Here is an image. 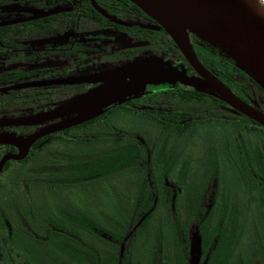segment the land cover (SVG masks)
Segmentation results:
<instances>
[{
    "label": "flooded vegetation",
    "instance_id": "af4514ba",
    "mask_svg": "<svg viewBox=\"0 0 264 264\" xmlns=\"http://www.w3.org/2000/svg\"><path fill=\"white\" fill-rule=\"evenodd\" d=\"M181 22L183 28H197ZM187 38L215 80L264 113V90L249 75L189 30ZM150 60L176 76L88 114L92 99L118 70ZM127 118L150 123L152 136L144 141L110 131L86 134L95 124L116 129ZM249 130L256 132V142L244 136ZM0 135L22 140L36 135L18 158L12 156L22 150L16 140H0V160L9 156L0 164V177L11 164L38 154L39 180L55 198L45 194L39 206L33 196L24 204L10 198L0 204V264H34L41 247L32 241L52 238L57 264H108L107 257L112 264H264V126L225 101L172 35L132 0H0ZM91 135L122 148L105 157L76 150L77 142H90ZM90 166L98 170L95 175L133 167L149 182L142 183L140 200L152 196L155 203L163 194L170 212L183 209L168 251L157 240L147 246L144 260L134 259L138 230L150 211L128 238L119 230L103 232L90 215V202L70 195L79 188L90 191ZM194 174L198 182L191 179ZM35 216L39 228L32 227ZM75 228L90 235V252L79 249L85 235ZM16 234L22 236L21 263L14 257ZM193 235L199 238L197 255L190 253ZM43 249L50 256V248Z\"/></svg>",
    "mask_w": 264,
    "mask_h": 264
},
{
    "label": "water",
    "instance_id": "95a60500",
    "mask_svg": "<svg viewBox=\"0 0 264 264\" xmlns=\"http://www.w3.org/2000/svg\"><path fill=\"white\" fill-rule=\"evenodd\" d=\"M147 14L156 19L174 38L194 68L210 82L217 93L229 104L264 126V113L246 104L226 86L215 80L199 63L187 38V30L216 45L228 54L235 64L264 90V8L259 0H132ZM197 25L186 29L181 20ZM176 71L150 60L118 70L105 88L94 98L90 115L102 107L137 93L148 85H158L172 80ZM92 99V97H91ZM99 100V101H97ZM54 129L48 128L47 131ZM36 135L25 140L0 135V140L15 141L22 148L13 157H21ZM9 156H4L2 161ZM143 217H140L139 221ZM131 232V231H130ZM128 236V233L127 235ZM199 238L193 235L190 253L198 254ZM122 246H120V253Z\"/></svg>",
    "mask_w": 264,
    "mask_h": 264
},
{
    "label": "rangeland",
    "instance_id": "374dc122",
    "mask_svg": "<svg viewBox=\"0 0 264 264\" xmlns=\"http://www.w3.org/2000/svg\"><path fill=\"white\" fill-rule=\"evenodd\" d=\"M212 45L216 46L214 44ZM217 48L218 50H220V52L229 56L219 47ZM92 100L94 101V99ZM94 104L95 102L90 103V109L94 107L93 106ZM81 127L76 129L78 133L82 132ZM99 128L100 127H98L95 124L86 130L87 132L86 134L89 135L90 131L92 132L95 131L92 134L94 133L100 134L110 131L111 133H114L121 137H125L127 135L128 139L130 140L131 139L133 140V137L136 136L146 141L150 136H152V131H154V128L150 123H146L143 125L137 119L136 120L132 119L131 121V118H127L126 123L122 124V126L116 129L100 128L101 130L103 129L101 131L99 130ZM92 136L93 135H91V137ZM244 136L250 139L251 142L252 141L256 142V138L258 137L255 131H250V130L249 133L248 134L245 133ZM110 140L111 139L109 138H105L103 136L98 135L97 139L96 138L94 139L92 137L90 142L87 143L77 142L75 147L76 150L81 149V150H89L91 152L95 151L98 157L111 156L118 153L119 150L122 148V145H120V143L118 142L116 143L114 140L111 141ZM130 140L127 141L129 142ZM156 143L159 144L158 139ZM46 161L48 162L47 158ZM41 164H43V161L41 156H39L38 154L29 157L27 161L21 163V165L11 164L9 168L5 170L3 175L0 177V204L6 202L8 198L14 201H18L21 204H24L25 202H28L29 199L28 197L33 196V200H35L36 206H39L38 201L42 200L41 196L45 194L48 195V193H45V187L42 186L43 184L39 180V176H40L39 170L40 167L42 166ZM23 168H25L26 170L30 169L31 171L28 170L27 175H24L23 172L20 171ZM88 172L89 171L81 172V173L74 172L73 178L78 177L80 179L81 177H84L83 175L88 174ZM97 173L98 170L95 168L92 169V166H90V191L85 193L84 189L79 188V190L77 191L74 190V192L70 193L72 198L77 199L80 203L90 202V207H93L92 210L90 209L91 210L90 215H92V217L94 218L93 221L99 224L98 226H101L103 232L108 233L119 230L120 232H123L125 235H127L128 233L127 238L132 233V231H134L138 219L140 217H144L145 214H147L150 211L149 214H147V216L143 220V222H141L142 226L138 230V234H137L138 236L136 240L137 251L134 255L135 256L134 259L139 258L141 260H144L145 259L144 253L148 249L147 246L157 240L162 241L167 246L166 251H168L170 246L171 229L173 228V225H175L178 222V219L183 217V209L179 208L177 210L178 213L170 212L167 207V202L164 201L162 197L163 194L158 195V198L155 203L152 200V196H148L149 197L148 204L145 208H143V206L145 205V198L139 200L140 197L138 196L140 195V192L138 193V191L141 189L142 183L144 184L145 187H147V183L149 182L146 180V178H144L143 175L141 176L139 172L137 173V171H135L133 167H126L121 172L110 173L108 175H100V174L95 175ZM63 175L68 176V174L65 173H63ZM191 179L197 182L199 180L196 174H194L191 177ZM157 180L161 181V177H158L156 181ZM23 181H25V186L27 185V188L23 186L22 184ZM81 185H84V183H81ZM143 193L145 194V192ZM48 196L50 197L47 198L48 200L54 201L55 198H51L50 194ZM137 215H140V217L136 220V222H133L137 218ZM124 219L126 221L125 225L123 223ZM41 225L42 224H40L39 218H36V220L33 221L32 227L39 228L41 227ZM75 231L83 232L85 235L84 236L85 240L82 241L81 243H78L79 249L83 247L88 249V252H90L89 249L90 239H91L90 235L89 236L86 235L85 230H79L75 228ZM86 238H90V239H86ZM20 239H22V236L20 234H16L14 240L15 243L14 257L17 263H21L24 257L19 251L20 250L19 246L21 243ZM96 242L99 243L98 241ZM32 244L37 249L41 247V251H37L40 255H37L36 257H32L31 260L33 261L32 263L40 264L42 261L46 260L47 264H57V259L60 257H58L56 253L57 251L55 248V242L53 238L51 239V242L50 241L46 242L43 240L40 241L33 240ZM46 247L50 248L51 251L49 253L50 256L45 255L43 248ZM81 250H79V252H81ZM55 253L57 257L55 256ZM146 253L148 254L149 252L146 251ZM79 259L81 261L82 260L85 261V259H83L80 254H79ZM106 262L108 264H112V260L109 257L106 258ZM68 263L76 264V262L71 263V261H68ZM79 264H83V263L79 261Z\"/></svg>",
    "mask_w": 264,
    "mask_h": 264
},
{
    "label": "trees",
    "instance_id": "16d2710c",
    "mask_svg": "<svg viewBox=\"0 0 264 264\" xmlns=\"http://www.w3.org/2000/svg\"><path fill=\"white\" fill-rule=\"evenodd\" d=\"M127 164L129 165L130 164V161H127ZM144 193L143 192H141L140 193V197L143 195ZM142 199V198H141ZM139 200H140V198H139ZM148 200H149V197H146V199H145V205L143 206V208H145L146 206H147V204H148ZM143 210V209H142ZM141 210V211H142Z\"/></svg>",
    "mask_w": 264,
    "mask_h": 264
},
{
    "label": "built area",
    "instance_id": "2783aa9c",
    "mask_svg": "<svg viewBox=\"0 0 264 264\" xmlns=\"http://www.w3.org/2000/svg\"><path fill=\"white\" fill-rule=\"evenodd\" d=\"M259 2L261 3V5H262L263 8H264V0H259Z\"/></svg>",
    "mask_w": 264,
    "mask_h": 264
}]
</instances>
